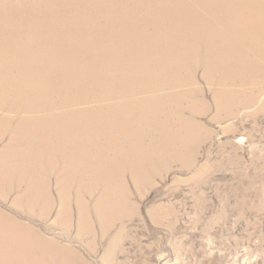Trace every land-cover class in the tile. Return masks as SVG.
Wrapping results in <instances>:
<instances>
[{
    "label": "rangeland",
    "instance_id": "374dc122",
    "mask_svg": "<svg viewBox=\"0 0 264 264\" xmlns=\"http://www.w3.org/2000/svg\"><path fill=\"white\" fill-rule=\"evenodd\" d=\"M1 1L19 14H68L59 50L78 30L89 37L73 50L81 84L64 90L78 96L77 110L107 107L113 82L130 84L122 96L142 105L167 95L175 111L157 125L130 117L125 139L102 149L95 178L76 153L51 155L45 132L19 126L52 115H15L8 110L22 100L0 98V264H264V12L239 31L206 18L200 0H174V22L169 0L162 12L158 1L134 0L127 15V0L101 14L99 0ZM87 2L91 15L76 9ZM193 8L211 26L233 27L234 49L186 46L195 36L180 17Z\"/></svg>",
    "mask_w": 264,
    "mask_h": 264
},
{
    "label": "bare ground",
    "instance_id": "6f19581e",
    "mask_svg": "<svg viewBox=\"0 0 264 264\" xmlns=\"http://www.w3.org/2000/svg\"><path fill=\"white\" fill-rule=\"evenodd\" d=\"M99 1L100 4L96 8L101 14V11L106 13L107 10L109 13H117L119 8L115 4L123 0ZM127 1H129V8L125 12L126 15L135 6L134 0ZM153 1H158V7L155 9L161 11L167 0ZM169 2L173 17L168 20L174 22L179 16L176 15L175 1L169 0ZM85 4V6H77L76 9L80 12L84 11L86 15H91V12L94 11H90V3ZM101 5L107 7V10L102 9ZM196 6L201 9L206 18L210 15L216 19L223 17L227 23L233 22L237 25L239 31H249L253 21V18L249 16L250 13L264 12V0H200L197 1ZM19 12L18 4L0 0V98L22 100V105H16L12 111L1 108L14 112L15 115L19 113L24 115L33 113L36 116L40 115L38 113L52 115V117L46 118L47 120H44V115H40L39 121L24 119L19 125L21 128L25 127L34 131L40 129L45 132L44 137L51 155L54 148H59L61 154L63 152L68 154H63L65 158L69 155L74 158L72 154L76 153L77 158L81 159L79 161L88 163L91 168L95 167L92 174L97 178L99 159L104 153L102 149L107 146H115L116 143L125 139L127 135L125 132L129 130L130 117L137 114L140 121L149 120L157 125L164 123L170 110L175 111L173 108L171 109V105L169 106L170 110L167 107L171 101V97L167 95H154L152 98L145 99L142 105L139 102H133L128 96H122L127 89L130 90L128 88L130 84H114L113 82L111 102L105 103L107 107L99 105L96 108L97 112L91 111L89 107L77 110V107L72 104L73 102L76 104L78 96L71 97L64 90L72 86L78 87L81 84L79 75L83 74L84 69H80V65L75 62L73 50L78 44L85 47L89 37H82V31L78 30L80 39L68 40L65 49L59 50L58 45H55L60 42L59 33L65 31L68 39L70 36V24L63 22L69 23L70 20L66 16L68 14L61 16L62 14L50 11V13L31 15L30 9L29 11L24 9L20 14ZM203 15L193 8L188 15L180 17V23L187 24L195 36L193 43L185 41V45L198 47V44H203L218 48L228 46L234 49V39L227 32L235 29L229 25H225L224 28L221 26L216 28L213 24L211 26L205 23L206 18ZM61 20L63 21L61 22ZM93 23L96 24V21ZM124 24L122 21L120 22V28L114 29L115 34L120 33L121 28L125 29ZM106 29L108 28L102 30L105 32ZM262 33V35H258L260 38L258 41L264 43V31ZM103 46L102 43H99L100 48ZM184 49L187 50L185 47ZM72 67H74L73 70ZM81 70L83 71L81 72ZM85 70L89 72L87 68ZM35 71L39 74V81L34 78ZM115 78L119 81L117 71L113 73L112 80ZM122 80L124 81V79ZM149 85L151 87L162 86L163 83L156 85L149 82ZM119 87H124L125 92ZM167 100L169 101L167 102ZM177 107L178 110H181V107ZM16 109L22 110L16 111ZM145 112L158 113L159 120L145 117ZM92 118H96V125L93 124ZM29 126L32 127L28 128ZM163 127L165 130L168 128ZM162 128H160L161 131ZM168 130L170 129L166 131ZM111 132L116 134H110ZM58 133L61 134L60 137ZM104 139L107 142L103 141Z\"/></svg>",
    "mask_w": 264,
    "mask_h": 264
}]
</instances>
